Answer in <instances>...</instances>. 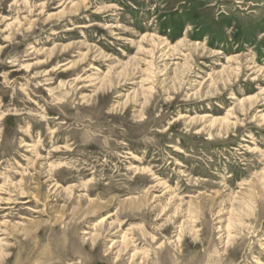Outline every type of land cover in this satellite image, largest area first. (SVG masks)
Segmentation results:
<instances>
[{
    "label": "rangeland",
    "instance_id": "374dc122",
    "mask_svg": "<svg viewBox=\"0 0 264 264\" xmlns=\"http://www.w3.org/2000/svg\"><path fill=\"white\" fill-rule=\"evenodd\" d=\"M0 264H264V0H0Z\"/></svg>",
    "mask_w": 264,
    "mask_h": 264
}]
</instances>
